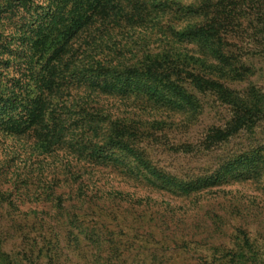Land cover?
Returning a JSON list of instances; mask_svg holds the SVG:
<instances>
[{
    "label": "trees",
    "instance_id": "1",
    "mask_svg": "<svg viewBox=\"0 0 264 264\" xmlns=\"http://www.w3.org/2000/svg\"><path fill=\"white\" fill-rule=\"evenodd\" d=\"M243 47L264 57V0H0V264H38L51 223L72 248L93 243L88 264H160L139 227L118 240L132 258L100 257L107 221L152 216L165 237L176 197L261 179L263 145L226 151L264 121V91L233 86L251 74ZM211 103L227 117L193 142ZM219 151L195 175L157 158ZM17 233L23 257L2 248Z\"/></svg>",
    "mask_w": 264,
    "mask_h": 264
},
{
    "label": "rangeland",
    "instance_id": "2",
    "mask_svg": "<svg viewBox=\"0 0 264 264\" xmlns=\"http://www.w3.org/2000/svg\"><path fill=\"white\" fill-rule=\"evenodd\" d=\"M252 48L243 47L240 51L241 59L250 66L251 74L241 85L233 86L242 88L251 84L264 91V57ZM226 117L225 108L217 103L208 104L200 122L192 130L194 136L191 140L197 142L207 125L213 122L221 123ZM6 144L8 142L4 143V146H7ZM227 144L226 151H236L249 145L264 146V121L255 123L250 131L236 135ZM221 155L219 151L209 155L163 154L157 158L159 165L173 173L195 175L209 171L223 158ZM162 198L167 199L165 196ZM174 200L171 211L164 216L169 229L163 233L168 234L167 236L162 237L154 228L152 216L149 222L146 220L148 216L143 217L144 220L127 216V220L122 222L124 231L116 230L107 221V227L115 230V233H112V242L115 243H106L100 257H106L112 247L116 254L120 253L117 248L118 240L123 239L126 232L139 227L138 234L141 237L138 236L135 245L161 258L160 264H237L243 258H254L256 264H264V174L261 179L248 177L231 184L221 183L202 195L190 194L176 197ZM6 223L9 224L4 222L2 228ZM51 225L58 231L59 243L53 241L57 240L53 235L56 232L47 230V238L50 237L52 243L48 245L46 253L40 255L38 264H88L86 258L95 251L93 243L88 242L86 246L87 240H84L79 242L77 249L75 245V248H72L62 235L65 230L54 224L55 227L53 223ZM146 228L152 236L145 235ZM129 234L131 236L132 233ZM37 240L39 241V238ZM20 243L17 233L7 238L2 248L9 254L22 256L21 253L18 254L21 251ZM39 244L42 242L39 241ZM68 245H71L70 249ZM132 253L134 250L129 253L121 252V261L132 258Z\"/></svg>",
    "mask_w": 264,
    "mask_h": 264
}]
</instances>
